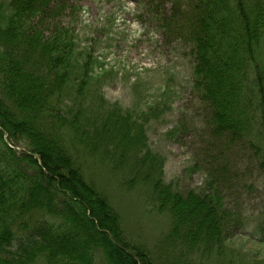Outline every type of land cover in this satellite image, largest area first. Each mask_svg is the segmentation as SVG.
Returning a JSON list of instances; mask_svg holds the SVG:
<instances>
[{
	"label": "rangeland",
	"instance_id": "rangeland-1",
	"mask_svg": "<svg viewBox=\"0 0 264 264\" xmlns=\"http://www.w3.org/2000/svg\"><path fill=\"white\" fill-rule=\"evenodd\" d=\"M190 3L68 0L61 16L29 18L32 27L40 26L44 41L59 35L63 28L74 38L72 53L78 70L72 72L71 79L83 84L84 97L69 88L63 96L54 97L62 116L80 112L78 126L81 124L85 133L79 137L69 129L67 117L57 119L65 123L60 139L79 168V178L72 173L69 178L73 183L83 179L89 185L91 189L80 183L81 190L90 191L85 194L87 201H92L89 203H94L92 191L107 201L119 216L122 239L141 251L143 264L151 260L152 264H264V170L252 149L264 151V142L252 138L229 145L226 139L213 136L208 111L193 89L192 43L164 24L175 4L185 23ZM63 46L58 45L55 52L65 54ZM0 48L3 53L10 52L4 43ZM259 52L264 58V45ZM37 121L51 122L45 117ZM20 139L24 145L16 146L26 151L27 140ZM3 141L12 142L5 136L0 139L2 146ZM17 154L22 153L18 150ZM34 158L40 173L33 176V169L26 166L20 170L26 169L35 180L50 177L49 167H44L38 156ZM148 168L152 176L146 180ZM157 177L182 196L194 192L217 199L216 213L222 217L221 248L205 246L204 250L199 243L190 250L181 241L175 242L172 213L162 208L152 191ZM39 215L37 212L34 220ZM178 235L183 238L184 234L179 231ZM108 254L118 264L136 263L119 251L108 253L100 246L93 264H110Z\"/></svg>",
	"mask_w": 264,
	"mask_h": 264
},
{
	"label": "trees",
	"instance_id": "trees-1",
	"mask_svg": "<svg viewBox=\"0 0 264 264\" xmlns=\"http://www.w3.org/2000/svg\"><path fill=\"white\" fill-rule=\"evenodd\" d=\"M67 2L0 0V44L10 50L0 51V139L6 133L15 146L23 144V137L29 146L17 154L4 141V146L0 145V264H93L100 246L143 264L141 251L122 239L119 216L107 201L92 191L94 203H89L85 194L90 191L81 190L80 183L91 189L89 185L83 179L73 183L69 178L71 173L79 178V168L60 139L65 123L57 119L67 117L72 132L79 137L85 133L81 124L78 126L80 112L62 116L54 97L69 89L84 97L83 84L71 79L72 72L78 70L72 53L74 38L63 28L59 35L44 41L40 26L32 27L29 20L61 16ZM172 10L164 24L192 43L193 89L208 111L213 136L226 139L229 145L252 138L263 143L264 58L259 50L264 45V0H191L185 23L176 4ZM58 45H64L65 54L55 52ZM38 117L51 122H38ZM252 149L264 170L263 149ZM34 155L52 171L50 177L34 179V174L40 173ZM137 161L139 165L142 162ZM21 166L31 167L33 176L20 170ZM149 176L150 168L144 177L148 180ZM159 178L153 180L152 191L162 208L171 211L174 231L184 234L183 238L175 235V242L181 241L190 250L199 243L204 250L205 246L221 248L222 217L217 214V199L194 192L182 196ZM57 197L62 199L56 201ZM37 212L40 217L34 220ZM97 235L100 237L95 240ZM109 256L110 264H118Z\"/></svg>",
	"mask_w": 264,
	"mask_h": 264
}]
</instances>
